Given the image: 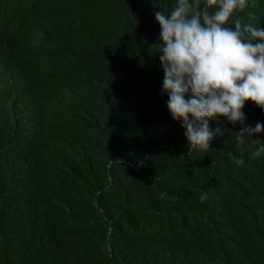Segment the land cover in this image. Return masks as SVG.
<instances>
[{"label": "trees", "instance_id": "16d2710c", "mask_svg": "<svg viewBox=\"0 0 264 264\" xmlns=\"http://www.w3.org/2000/svg\"><path fill=\"white\" fill-rule=\"evenodd\" d=\"M176 3L0 0V264H264V131L236 139L264 111L189 150L155 52Z\"/></svg>", "mask_w": 264, "mask_h": 264}, {"label": "clouds", "instance_id": "9594fccd", "mask_svg": "<svg viewBox=\"0 0 264 264\" xmlns=\"http://www.w3.org/2000/svg\"><path fill=\"white\" fill-rule=\"evenodd\" d=\"M249 0H177L166 16L157 11L160 43L155 44L164 77L171 118L185 129L189 150H207L224 129L209 120L244 123L243 108L264 111V29L236 17ZM230 20V21H229ZM260 42H256V41ZM264 131V124L245 125L236 139ZM264 154V145L251 155ZM243 165V158L236 159Z\"/></svg>", "mask_w": 264, "mask_h": 264}, {"label": "bare ground", "instance_id": "6f19581e", "mask_svg": "<svg viewBox=\"0 0 264 264\" xmlns=\"http://www.w3.org/2000/svg\"><path fill=\"white\" fill-rule=\"evenodd\" d=\"M128 194H129V192H128Z\"/></svg>", "mask_w": 264, "mask_h": 264}]
</instances>
